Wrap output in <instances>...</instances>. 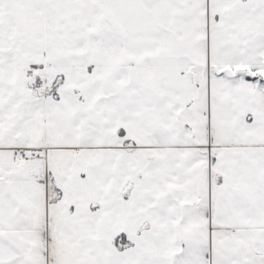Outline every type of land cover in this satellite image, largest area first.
Listing matches in <instances>:
<instances>
[{"label":"snow or ice","instance_id":"obj_1","mask_svg":"<svg viewBox=\"0 0 264 264\" xmlns=\"http://www.w3.org/2000/svg\"><path fill=\"white\" fill-rule=\"evenodd\" d=\"M0 264H264V0H0Z\"/></svg>","mask_w":264,"mask_h":264}]
</instances>
